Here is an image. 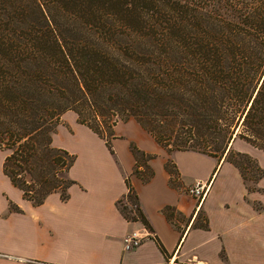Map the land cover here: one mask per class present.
I'll use <instances>...</instances> for the list:
<instances>
[{"label": "trees", "instance_id": "16d2710c", "mask_svg": "<svg viewBox=\"0 0 264 264\" xmlns=\"http://www.w3.org/2000/svg\"><path fill=\"white\" fill-rule=\"evenodd\" d=\"M69 110L113 152L115 125L135 119L167 151L225 157L259 189L264 168L233 142L264 151V0H0L3 170L34 203L75 182L76 154L53 144ZM131 148L150 180L154 156ZM127 184L121 211L150 227Z\"/></svg>", "mask_w": 264, "mask_h": 264}, {"label": "crops", "instance_id": "0c3cea01", "mask_svg": "<svg viewBox=\"0 0 264 264\" xmlns=\"http://www.w3.org/2000/svg\"><path fill=\"white\" fill-rule=\"evenodd\" d=\"M121 122L114 127L113 152L77 112L63 114L53 144L76 154L67 199L58 191L39 204L25 198L4 173L7 153L1 149L0 264H264V177L259 189L249 190L224 158L193 150L169 155L143 129L153 145L137 147L154 156L148 162L154 175L145 181L135 172L131 145L125 153L116 146ZM252 154L264 168V151ZM169 157L177 168L176 184L166 167ZM226 165L229 176L217 185ZM127 179L150 227L128 219L119 207L121 201L130 206ZM198 181L208 184L201 200L188 191ZM201 213L207 228L196 225ZM148 229L153 237L125 249L127 235Z\"/></svg>", "mask_w": 264, "mask_h": 264}, {"label": "rangeland", "instance_id": "374dc122", "mask_svg": "<svg viewBox=\"0 0 264 264\" xmlns=\"http://www.w3.org/2000/svg\"><path fill=\"white\" fill-rule=\"evenodd\" d=\"M63 120V119H62ZM94 121L90 120V123ZM120 122V121H119ZM106 130L107 132H109L110 128L106 126ZM103 132L105 134H107V132L105 131V129H103ZM118 132L122 135H120V139L117 142V148H119V150L121 151V153H125L126 151H130V146L132 144H135L136 146L140 144L143 145H147L149 143H151V145H153L151 136L145 131L143 130L142 126L135 120V119H130L128 121H122L120 124V127L118 129ZM110 138V136L108 137ZM139 147V146H138ZM233 148L237 151H242V152H247L250 153L249 151H247L246 149H251L253 152L252 153H256L257 149L256 147L252 146L251 144H249L247 141H245L244 139H240L237 138L234 142H233ZM166 152L170 154H172L175 151H167V149H165ZM261 150V149H260ZM131 152V151H130ZM250 153L252 156H254V154ZM4 155L3 151H1L0 149V161L2 156ZM255 157V156H254ZM197 163L200 165V167H205L206 165H204L201 160L200 157H197ZM225 159V157H224ZM146 157L142 158L141 157V161L145 162ZM173 160L169 157L168 162L172 165ZM201 161V162H200ZM203 164V166H202ZM228 165L225 166V168L223 169V171L221 172L219 178H218V182L217 185L220 184V182H222V179H224V177L229 176V172H228ZM0 171H1V166H0ZM148 169L144 170L143 169V173L147 174ZM175 172V170H174ZM251 175V174H250ZM177 182V173H175L172 177V183L176 184ZM250 185H253L252 182H249ZM1 185V182H0ZM205 219V215L201 213V216L199 217V222L203 223Z\"/></svg>", "mask_w": 264, "mask_h": 264}, {"label": "built area", "instance_id": "2783aa9c", "mask_svg": "<svg viewBox=\"0 0 264 264\" xmlns=\"http://www.w3.org/2000/svg\"><path fill=\"white\" fill-rule=\"evenodd\" d=\"M207 190H208V184L203 181H198L188 189L189 193L195 196L199 200L204 198V196L207 193ZM149 236L153 237L151 230L149 231L146 230L145 232L134 231L133 233L125 237L124 239L125 249L129 250L141 245L144 242V240H146Z\"/></svg>", "mask_w": 264, "mask_h": 264}]
</instances>
